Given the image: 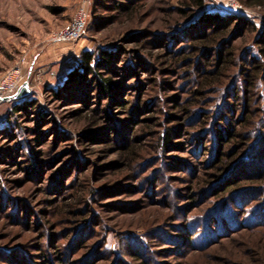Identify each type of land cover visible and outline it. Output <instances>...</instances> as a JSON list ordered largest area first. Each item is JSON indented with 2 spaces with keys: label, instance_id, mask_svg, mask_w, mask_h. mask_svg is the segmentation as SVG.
I'll return each mask as SVG.
<instances>
[{
  "label": "rangeland",
  "instance_id": "1",
  "mask_svg": "<svg viewBox=\"0 0 264 264\" xmlns=\"http://www.w3.org/2000/svg\"><path fill=\"white\" fill-rule=\"evenodd\" d=\"M203 1L0 0V264H264V7Z\"/></svg>",
  "mask_w": 264,
  "mask_h": 264
},
{
  "label": "trees",
  "instance_id": "2",
  "mask_svg": "<svg viewBox=\"0 0 264 264\" xmlns=\"http://www.w3.org/2000/svg\"><path fill=\"white\" fill-rule=\"evenodd\" d=\"M193 2L198 6V7H203L204 6V1L203 0H193ZM256 3H258V5H260L261 7H264V0H255ZM204 20H214V21H217L219 19L218 15L216 14H205V16L203 17ZM218 30H216L211 36L210 35H206L204 37L203 40H207V41H211V39L213 40H216L217 38V32ZM214 36V37H213ZM263 54H264V47L261 49ZM107 53L106 52H102L101 53V56L99 57V60H98V63L97 65L103 61L105 62L104 60V57L106 56L107 57ZM95 60L94 58V55L89 52V51H85L83 52V55H82V59H81V62L79 63V66L77 69H74L72 72H71V77L74 78L75 75L76 76H85L87 73L91 74V73H94L96 76H98L99 78V83L101 85V88L103 90H105L106 92H108L111 88H112V85L111 83L107 80V79H103L100 77V74L97 73V71L95 70L94 67H92V63L93 61ZM223 62H228V60H225ZM218 69V68H217ZM219 73V70H216L215 72H213L212 74H218ZM251 75H249L250 77ZM256 75L251 79H255ZM210 79L211 83L210 84H215L216 82H218L219 79H215L213 76L210 77V76H207L206 77V80ZM250 80V83L252 84L253 82ZM16 98V97H15ZM16 99H21V98H16ZM19 108V105L17 104L15 109L18 110ZM184 110L188 111V109L184 108ZM233 135V133H230L228 136H222L220 137V140L224 143V145L228 142H230L231 140V136ZM170 140H171V136H170V132L167 131L166 132V135L164 136V144H169L170 143ZM222 143V144H223ZM126 149L128 151V155L129 157L131 158V160H134V156H135V148L133 147L132 144H129L126 146ZM224 153H222L219 158H218V161H219V164L220 166H216L218 168V170L222 173L224 170L227 171V163H229L228 160L225 161L224 157H223ZM219 175V174H218ZM217 175V176H218ZM239 184V181L238 180H235L233 182H230V183H227V185L223 188L225 191H229L231 192L233 189V187H235L236 185Z\"/></svg>",
  "mask_w": 264,
  "mask_h": 264
},
{
  "label": "built area",
  "instance_id": "3",
  "mask_svg": "<svg viewBox=\"0 0 264 264\" xmlns=\"http://www.w3.org/2000/svg\"><path fill=\"white\" fill-rule=\"evenodd\" d=\"M228 7L237 9L238 0H225ZM88 25V11L84 4L62 29L54 33L51 38L53 42L75 43L86 33ZM18 70L9 71L0 81V100L13 99L16 96V87L20 82ZM14 91V92H13Z\"/></svg>",
  "mask_w": 264,
  "mask_h": 264
},
{
  "label": "water",
  "instance_id": "4",
  "mask_svg": "<svg viewBox=\"0 0 264 264\" xmlns=\"http://www.w3.org/2000/svg\"><path fill=\"white\" fill-rule=\"evenodd\" d=\"M28 88H27V83H24V85L19 89V91L16 93L15 97H22L26 94H28Z\"/></svg>",
  "mask_w": 264,
  "mask_h": 264
}]
</instances>
